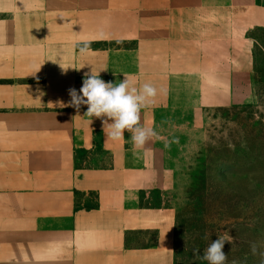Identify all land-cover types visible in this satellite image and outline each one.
Listing matches in <instances>:
<instances>
[{
  "label": "crops",
  "instance_id": "1",
  "mask_svg": "<svg viewBox=\"0 0 264 264\" xmlns=\"http://www.w3.org/2000/svg\"><path fill=\"white\" fill-rule=\"evenodd\" d=\"M258 28L260 0H0V264H176L175 209L142 205L176 187L159 139L134 150L62 105L92 70L157 87L147 127L246 103ZM112 42L135 45L96 46Z\"/></svg>",
  "mask_w": 264,
  "mask_h": 264
},
{
  "label": "rangeland",
  "instance_id": "2",
  "mask_svg": "<svg viewBox=\"0 0 264 264\" xmlns=\"http://www.w3.org/2000/svg\"><path fill=\"white\" fill-rule=\"evenodd\" d=\"M249 35L258 42L252 100L223 107L166 108L158 114L154 129L175 170L176 187L144 195L142 205L175 209L176 264H208L193 249L202 257L225 232L232 238L223 247L226 264H261L264 259V28ZM89 198L86 205H93L94 198Z\"/></svg>",
  "mask_w": 264,
  "mask_h": 264
},
{
  "label": "clouds",
  "instance_id": "3",
  "mask_svg": "<svg viewBox=\"0 0 264 264\" xmlns=\"http://www.w3.org/2000/svg\"><path fill=\"white\" fill-rule=\"evenodd\" d=\"M91 43L90 40L78 42L79 52L87 54ZM100 72L92 70L85 73L82 87L79 91L69 88L70 100L62 106L73 107L78 111L82 105H86L85 115L90 118V122L93 118L100 119L110 140L119 141L124 138L125 132L131 133L134 150H143L152 138L160 139L154 128L141 124V110L155 104L157 87L150 82L137 86V82L127 75L118 83L106 82L101 79ZM231 240L227 232L218 234V239L211 241L202 257L199 256V249H193L194 255L208 264H226L227 255L223 247L225 242L231 243ZM251 251L256 254L255 244L251 245ZM261 264H264V259Z\"/></svg>",
  "mask_w": 264,
  "mask_h": 264
},
{
  "label": "trees",
  "instance_id": "4",
  "mask_svg": "<svg viewBox=\"0 0 264 264\" xmlns=\"http://www.w3.org/2000/svg\"><path fill=\"white\" fill-rule=\"evenodd\" d=\"M260 47H261L262 50L264 51V45H261ZM254 59H255V55H254ZM254 62H255V60H254ZM255 78H257V77L255 76ZM259 79H260V78H259ZM259 79H258V80H259ZM260 80H261V79H260ZM198 201H199V198H198ZM175 262H176V256H175Z\"/></svg>",
  "mask_w": 264,
  "mask_h": 264
}]
</instances>
